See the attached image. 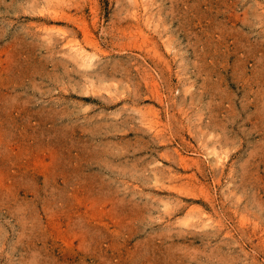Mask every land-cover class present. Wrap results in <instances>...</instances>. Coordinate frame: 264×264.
Masks as SVG:
<instances>
[{
	"label": "rangeland",
	"instance_id": "374dc122",
	"mask_svg": "<svg viewBox=\"0 0 264 264\" xmlns=\"http://www.w3.org/2000/svg\"><path fill=\"white\" fill-rule=\"evenodd\" d=\"M0 264H264V0H0Z\"/></svg>",
	"mask_w": 264,
	"mask_h": 264
},
{
	"label": "bare ground",
	"instance_id": "6f19581e",
	"mask_svg": "<svg viewBox=\"0 0 264 264\" xmlns=\"http://www.w3.org/2000/svg\"><path fill=\"white\" fill-rule=\"evenodd\" d=\"M93 11V10H92ZM94 14H96V13H94ZM65 15H67V14H65ZM60 16V15H59ZM62 16V15H61ZM60 16V17H61ZM94 21V20H93ZM96 21V20H95ZM81 22V21H80ZM78 27H79V25H77ZM53 27V26H52ZM59 27V26H58ZM83 27V26H82ZM81 28V27H80ZM146 39V38H145ZM73 47H75V45L73 46ZM76 51L78 52V51H80L81 52V50H79L78 48L76 49ZM104 51H106V50H104ZM79 52V53H80ZM88 52V51H87ZM89 58V57H88ZM91 58V57H90ZM94 58V57H93ZM91 64V63H90ZM163 123V122H162ZM181 156V155H180ZM186 157V156H185ZM181 158V157H180ZM182 162V161H181ZM185 164V163H184ZM187 167H189V166H187ZM190 168V167H189ZM194 175V174H193ZM202 190V189H201ZM209 219V218H208Z\"/></svg>",
	"mask_w": 264,
	"mask_h": 264
}]
</instances>
